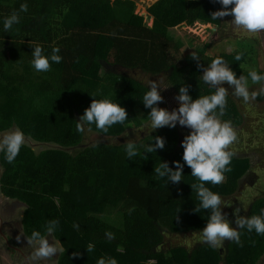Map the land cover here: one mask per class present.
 <instances>
[{
	"label": "trees",
	"instance_id": "1",
	"mask_svg": "<svg viewBox=\"0 0 264 264\" xmlns=\"http://www.w3.org/2000/svg\"><path fill=\"white\" fill-rule=\"evenodd\" d=\"M22 3L27 11L20 10ZM221 7L215 0H158L147 9L153 18L149 27L133 0H0V133L16 127L36 143L57 146L35 153L24 144L11 163L1 152L0 190L30 206L25 221L43 229L42 234L49 220L58 221L54 235L64 248L59 264H96L100 257H114L118 264H257L264 255V235L243 229L239 244L226 241L224 249L209 247L200 235L208 212L194 211L199 201L190 185L199 181L191 169L185 166L182 181L169 184L154 172L161 161L170 167L172 161L183 163L181 140L186 133L181 128L161 127L134 142L141 155L128 160L126 142L82 145L83 127L76 129L93 99L120 103L128 114L123 124L110 126L106 133L85 125L105 137H121L127 129L140 127L143 117L148 120L150 109L140 100L149 87L122 70L166 74L176 90L188 86L194 99L215 91L202 81L198 63L206 67L223 57L237 76H247L241 68L244 53L238 50L208 57L207 43L200 51L205 62H192L181 53L185 41L176 27L220 25L221 17L213 20L211 13ZM13 12L19 23L5 31L3 20ZM37 44L45 53L59 47L61 62L37 72L31 66ZM237 53L242 54L239 61ZM232 97L229 91L220 118L235 127L242 115L234 99L241 98ZM257 100L264 101V95L258 92ZM155 136L165 139L164 148L145 153ZM76 147L82 149L74 155L66 150ZM230 168L221 183L205 186L220 197L234 196L250 162L233 155ZM248 190L241 198L242 213L258 215L264 197L255 198ZM109 208L122 212V228L102 219ZM106 231L114 238L108 240ZM187 233L195 235L194 245L165 248L166 234ZM89 243L94 248L87 253Z\"/></svg>",
	"mask_w": 264,
	"mask_h": 264
},
{
	"label": "clouds",
	"instance_id": "2",
	"mask_svg": "<svg viewBox=\"0 0 264 264\" xmlns=\"http://www.w3.org/2000/svg\"><path fill=\"white\" fill-rule=\"evenodd\" d=\"M215 2L222 7L211 13L213 20L231 15L232 22L248 32L264 30V0H215ZM20 10L27 11V5L22 3ZM17 23H19V17L16 12H13L4 18L3 29L8 31ZM32 49L31 66L37 72H47L51 64L62 60V56L58 54L59 47H52L47 53L38 44ZM241 55L237 53L235 60L239 61ZM191 56L193 59H199L196 52L191 53ZM197 67L203 68L200 77L204 84L215 89L211 94L199 95L194 99L189 95L188 86H179L178 94L175 96L178 107L169 111L158 106V102L164 99L160 94L163 88L156 81L150 80L149 88L140 101L145 108L150 109L147 117L151 132L165 126L175 128L177 125L190 129L181 140L183 163L172 161L173 167H170L168 162L161 161L158 167H154V172L159 177L166 178L169 184V182L182 181L185 166L191 169V176L199 181V183L190 185L192 190H195L199 201L194 211L199 213L200 209H204L208 212L207 223L200 230L201 239L209 247L219 248L226 240L239 244L242 229L264 235V208L260 209L258 215L251 216H242L239 214L241 209L234 208L232 215L235 217V226H233L227 218L228 213L223 211V208L229 205L225 204L218 193L205 186V182L212 185L221 183L224 180V173L231 171L230 162L233 152L229 150V146L237 140V134L231 121L220 118L225 112L228 90L231 89L232 95L242 98V101L247 103L258 95L256 91H249V81L252 84H264V73L251 69L247 76L242 73L237 77L230 65L219 56L212 59L206 67L199 63ZM225 82L228 88L223 86ZM259 94L264 95V86L260 88ZM126 119H128L127 111L120 103L106 98L93 99L80 116L79 121L76 122V129L81 131L83 125L94 124L96 129L106 133L110 126L117 123L123 124ZM24 143L25 133L22 130L15 127L7 130L0 136V152L3 153V158L9 163L13 162ZM124 146L127 160L141 155L134 142L128 140ZM164 146L163 137H152V142L146 146L145 153L156 152ZM57 226V220H49L45 225L44 234L33 230L30 235L25 236L27 245L33 248L31 253L33 260L43 264L63 251L58 246L60 242L53 236ZM49 235L53 243H49ZM105 237L111 240L114 234L106 231ZM93 248L94 245L89 243L84 249L89 253ZM78 254L74 253V255ZM96 264H118V262L114 257H100Z\"/></svg>",
	"mask_w": 264,
	"mask_h": 264
},
{
	"label": "rangeland",
	"instance_id": "3",
	"mask_svg": "<svg viewBox=\"0 0 264 264\" xmlns=\"http://www.w3.org/2000/svg\"><path fill=\"white\" fill-rule=\"evenodd\" d=\"M114 1V0H111ZM136 3V13L144 18L145 24L149 27L153 24V19L147 13V9L157 2L158 0L151 2L150 0H133ZM223 24L222 28H217L215 25H205L201 22H195L192 26H187L186 24H181L176 27L175 31L180 37L185 41L184 47L181 50L183 57L191 58L192 62H205V59L201 57L200 51L205 47V44L210 43L211 47L206 51L208 57L216 56L219 52H228L231 50H238L244 53V61L242 62L241 68L246 73L249 70L255 69L259 71L258 63H257V54L263 62L264 65V49L257 48L258 39L259 41H264V30L260 31V34L257 35L255 39V32H248L244 30L240 26L232 25L228 16L220 18ZM261 42V43H262ZM264 44V43H263ZM264 47V46H263ZM196 52L199 57L198 60L193 59L191 53ZM257 53V54H256ZM127 75L137 79L142 82L144 85L149 87V81H156L162 90H160V94L163 96V101L158 102V106L162 108H166L171 111L174 108L178 107V102L175 100V96L178 94V90L172 85L169 81L166 74L161 75H152L146 72H143L140 69H131V70H122ZM238 77V76H237ZM224 87L228 88L227 83L225 82ZM263 86L261 83L252 84L249 81V91H259ZM229 92V91H228ZM235 97H232L234 99ZM236 102L237 109L242 115V121L238 126H232L237 134V140L229 146V150L233 152L235 157L239 158H249L254 165H264V101L258 103L255 99H250L247 103L242 101L241 99H234ZM142 118V116L140 115ZM143 124L138 128H130L125 131V133L118 138L105 137L97 132L90 131L83 125L84 136L82 145H92L100 142H107L111 144H120L129 141L138 142L146 135L151 133V129L149 127L148 120L144 117L142 118ZM179 127V125H177ZM186 131L183 133L188 134L190 129L183 127ZM5 133V132H4ZM4 133H1L2 136ZM25 145H29L33 148L35 153H38L42 150H45L48 147H57L56 145H44L39 144L34 141L25 138ZM83 147V146H81ZM70 148L69 150L73 155L77 154V152L82 148ZM264 167V166H263ZM3 168L0 165V174ZM248 174V173H247ZM245 174L240 180L239 184L240 189L234 196L229 198L221 197V199L225 202V204L229 206H225L223 208L224 212L228 213L229 221L232 222L233 226L235 217L232 215V209L239 207L241 209L240 215L244 216L245 213H242V200L243 192L247 186H249L251 179L248 178ZM247 178V182L244 184V180ZM261 178V177H260ZM262 179V178H261ZM258 184L262 188H264V180L258 181ZM248 190V187H247ZM260 189L249 188L248 194L251 196L255 195V192H258ZM264 190V189H262ZM264 197V195L256 196ZM249 198V196H248ZM102 219L109 224L117 227H123V215L122 212L117 208H109L104 212L101 216ZM227 217V218H228ZM195 236V235H194ZM194 236L191 233L187 234H166L165 236V248H170L174 246H186V245H194L195 242L193 240ZM227 241V240H226ZM226 241L222 244V249L226 244ZM221 252L223 253V250ZM150 264H155L154 261H150ZM258 264H264V256L260 258Z\"/></svg>",
	"mask_w": 264,
	"mask_h": 264
},
{
	"label": "flooded vegetation",
	"instance_id": "4",
	"mask_svg": "<svg viewBox=\"0 0 264 264\" xmlns=\"http://www.w3.org/2000/svg\"><path fill=\"white\" fill-rule=\"evenodd\" d=\"M228 17L230 19L231 24L235 25L232 22L233 18L230 15H228ZM255 33V36L260 34L259 31H256ZM259 39L261 40V38ZM261 49H264V47L262 46ZM259 54L260 53L257 54L256 59L258 63V68L264 72V65L263 62H261ZM229 91H231V89H229ZM256 92L258 93L259 91ZM256 101L258 103H261L257 100V96ZM179 128H181V130L183 131H186L181 126H179ZM249 162L250 168L247 171L248 174H246L247 176H249L248 178H250L251 181L249 186L247 187L248 189H260L258 192H255V196H259L261 194L264 195V190H262L264 188H262L260 184H258V181H261L262 179L264 180V165H259L256 163L254 165L250 160ZM246 182L247 178L244 180V184ZM240 185L241 184H239L237 192H239ZM247 187L245 188V190H247ZM29 208L30 206L25 201H22L18 198H10L5 195L4 197H0V264H41L40 261H35L31 258L33 248L27 245V241L25 238V236L30 235L31 231L33 230H37L40 232L43 231V229H41L40 227H31L28 223H26L25 215ZM53 236L57 241L60 242L58 246L61 247L64 251L61 241L55 237L54 233ZM48 239L49 243H53L51 235H49ZM63 251L56 254L53 259H49L43 262V264H59Z\"/></svg>",
	"mask_w": 264,
	"mask_h": 264
},
{
	"label": "crops",
	"instance_id": "5",
	"mask_svg": "<svg viewBox=\"0 0 264 264\" xmlns=\"http://www.w3.org/2000/svg\"><path fill=\"white\" fill-rule=\"evenodd\" d=\"M231 16V15H230ZM232 17V16H231ZM233 18V17H232ZM153 19V18H152ZM217 28H222L223 27V24H222V21H221V24L220 25H215ZM259 32L261 31V30H258ZM256 34V33H255ZM257 38V36H255V39ZM258 39V38H257ZM264 40V39H263ZM264 41L261 43V42H259L258 41V45H257V48H261V45L262 46H264ZM259 71H261V72H263L262 70H260L259 69ZM264 73V72H263ZM16 128V127H15ZM1 134V133H0ZM1 153V152H0ZM2 173H3V170H2V172H1V174H0V177H1V175H2ZM0 197H4V194L2 193V192H0Z\"/></svg>",
	"mask_w": 264,
	"mask_h": 264
},
{
	"label": "water",
	"instance_id": "6",
	"mask_svg": "<svg viewBox=\"0 0 264 264\" xmlns=\"http://www.w3.org/2000/svg\"><path fill=\"white\" fill-rule=\"evenodd\" d=\"M25 138H26V137H25ZM28 139H29V138H28ZM29 140H31V139H29ZM31 141H32V140H31ZM48 146H51V145H48ZM51 148H55V147H51ZM56 148H57V147H56ZM66 150H67V149H66ZM0 192H1V190H0ZM263 256H264V255H263ZM263 256H262V257H263ZM262 257H261V258H262ZM257 264H258V263H257Z\"/></svg>",
	"mask_w": 264,
	"mask_h": 264
},
{
	"label": "built area",
	"instance_id": "7",
	"mask_svg": "<svg viewBox=\"0 0 264 264\" xmlns=\"http://www.w3.org/2000/svg\"><path fill=\"white\" fill-rule=\"evenodd\" d=\"M0 189H1V183H0Z\"/></svg>",
	"mask_w": 264,
	"mask_h": 264
}]
</instances>
